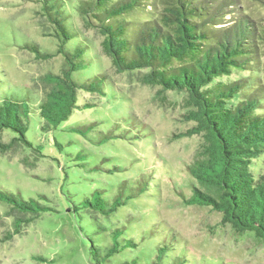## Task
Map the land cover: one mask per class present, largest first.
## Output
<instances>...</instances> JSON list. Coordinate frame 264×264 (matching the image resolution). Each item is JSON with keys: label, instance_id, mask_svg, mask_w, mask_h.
<instances>
[{"label": "rangeland", "instance_id": "1", "mask_svg": "<svg viewBox=\"0 0 264 264\" xmlns=\"http://www.w3.org/2000/svg\"><path fill=\"white\" fill-rule=\"evenodd\" d=\"M241 6L264 18V0H242ZM42 12L39 0H0V96L31 90L43 101L52 86L45 76L62 73L64 58ZM71 19L92 55L88 68L75 72L74 78L105 74L106 94L80 90L79 105L91 106L76 109L49 132L42 130L43 120L34 113L28 119V138L45 155L36 164L29 148L0 152V190L49 207L18 226L10 205L0 201V264H96L91 240L106 249L113 243L108 232L115 228L137 245L106 264H155L157 245L171 241V234L175 250L160 264L170 262L174 253L182 258L177 259L180 264H264L263 239L252 231L238 232L212 207L188 203L196 188L207 190L188 172L203 137L186 135L195 122L185 117V93L160 92L159 86L143 83L145 70L117 72L102 48L103 36L86 28L79 13L73 11ZM27 42L52 56L36 58L23 47ZM242 75L248 72L219 79ZM258 77L264 84V57ZM84 125H91L87 134L73 130ZM14 135L6 130L0 138L8 142ZM55 138L63 148L55 145ZM27 156L31 164L23 162ZM253 169L256 174L264 171V155L254 160ZM96 190L110 205L128 197L127 202L109 216L94 213L84 201H93Z\"/></svg>", "mask_w": 264, "mask_h": 264}, {"label": "trees", "instance_id": "2", "mask_svg": "<svg viewBox=\"0 0 264 264\" xmlns=\"http://www.w3.org/2000/svg\"><path fill=\"white\" fill-rule=\"evenodd\" d=\"M39 1L65 66L61 74L45 76L52 86L43 101L31 90L26 95L0 96V135L6 130L15 134L8 142L0 138V152L29 148L34 155L32 164H36L45 155L42 146L28 138V119L34 113L43 120L42 130L49 132L76 109L91 106L79 105L80 90L105 96V74L82 81L74 78L75 72L88 68L92 56L89 43L71 19L75 11L86 28L103 36L102 48L117 72L145 70L143 83L159 86L160 92L185 93V117L195 122L186 135L203 137L188 172L207 190L196 188L188 203L212 207L238 232L252 231L264 240V171L256 174L253 169L254 160L264 155V84L258 77L264 57V18L244 10L242 0ZM23 47L38 59L52 56L33 42ZM235 72L248 75L219 79ZM90 129L91 125L73 127L84 134ZM54 143L63 148L56 138ZM30 161L29 156L23 158L24 163ZM94 195L93 201L84 202L92 212L104 216L114 213L128 198L110 205L102 191L96 190ZM0 201L10 205L18 226L49 209L35 199L2 190ZM108 233L113 235V243L106 249L91 240L90 254L96 264H106L115 254L137 245L133 239L122 238L119 228ZM170 238L157 245L155 264L175 250L172 241L176 238L173 234ZM172 256L167 264H180L177 259L181 257ZM118 264L135 263L124 260Z\"/></svg>", "mask_w": 264, "mask_h": 264}]
</instances>
